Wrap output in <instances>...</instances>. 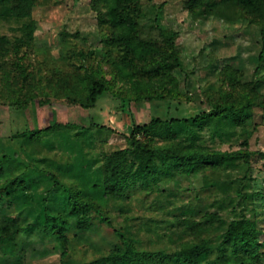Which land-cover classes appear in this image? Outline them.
<instances>
[{
	"label": "rangeland",
	"instance_id": "1",
	"mask_svg": "<svg viewBox=\"0 0 264 264\" xmlns=\"http://www.w3.org/2000/svg\"><path fill=\"white\" fill-rule=\"evenodd\" d=\"M186 1L141 0L140 35L155 41L160 53L170 50L163 31L179 32L183 68L169 75L148 73L142 62L126 58L119 31L101 22L96 10L106 11L105 0H35L22 16L14 12L15 3L0 5V37L6 40L0 48V183L19 174L27 180L25 191L17 188L0 198V225L20 226L14 241L0 245V264H101L102 256L121 245L115 230L142 251L173 252L183 242L205 238L210 247L198 264H212L221 234L242 212L264 230V156L259 153L264 152V59H259L264 8L209 0L191 10ZM93 77L107 85L95 101ZM155 92L166 98H145ZM248 99L254 103L241 123L221 118L189 130L136 129L153 118L192 117L218 103ZM92 121L101 126L87 128ZM55 122L61 124L54 130L15 136ZM134 134L153 146L249 150L251 167L247 172L241 158L235 166L207 165L189 173L165 157L154 175L126 181L123 191L110 194L106 155L130 146ZM128 162L139 164L132 153ZM66 187L96 203L112 224L97 216L81 220L83 211L70 203ZM238 187L250 197L239 198ZM47 205L65 217L63 237L46 229ZM210 213L218 217L201 235L183 222L203 221ZM259 252L258 262H242L228 252L222 264H264V249Z\"/></svg>",
	"mask_w": 264,
	"mask_h": 264
},
{
	"label": "trees",
	"instance_id": "2",
	"mask_svg": "<svg viewBox=\"0 0 264 264\" xmlns=\"http://www.w3.org/2000/svg\"><path fill=\"white\" fill-rule=\"evenodd\" d=\"M96 1V0H95ZM199 1L209 0H187L186 5L191 10H195V4ZM248 8H255L261 6L264 8V1L260 0H236ZM107 9L101 12L100 8H96L99 13L101 22L109 23L115 31H119L120 39L125 47V56L132 61L143 63L142 70L153 73L154 75H169L175 68H183V62L180 56L176 37L179 32L177 30L163 31L166 43L170 50L159 52V47L156 42L143 38L140 33L142 25L139 22V16L142 10L141 0H105ZM15 3L13 7L14 12L18 16L28 14L34 4L35 0H0L1 4ZM261 34L263 38V49L259 55V59H264V25L261 26ZM6 40L0 37V48L5 47ZM149 65L148 69L145 67ZM22 73L27 75L25 68H21ZM232 79L235 82L239 79L237 75H233ZM92 86L90 97L95 101L98 96L105 92L107 89L106 80L103 78H91ZM154 97H166L159 92L148 94L146 99H153ZM252 99L247 102L236 104L234 101L231 103L220 104L211 111H204L192 117H172L169 121H163L160 117L153 118L149 122L144 123L142 126L136 127L137 131H152L158 129L160 126L173 127L176 126L179 130H189L194 125L204 124L211 119L229 118L235 123L243 122L248 116L247 108L253 104ZM89 104H86L88 107ZM61 122H55L48 126H36L35 129H25L22 132H17L16 137H26L34 130H54ZM70 125V124H69ZM71 125L82 127L79 122H74ZM94 126H101L92 121L87 128ZM130 146L122 149L115 150L107 154L105 158V183L106 191L110 194H118L125 188V182L133 179L143 178L148 179L154 175L158 170V160L161 158L169 157L185 171L192 173L201 170L204 166L227 167L235 166L237 159H243L248 165L247 172L250 170V158L254 152L249 150H236V151H223L212 150L204 151L193 149L189 147L177 148L173 146H153L150 143L141 140L137 135H132L129 138ZM134 154L139 160V164L135 167L134 162H128V154ZM264 156V152H259ZM16 154V153H15ZM8 154H6L7 156ZM242 177V180L247 179L248 174ZM55 181L58 184V179ZM17 188L25 191L27 188V180L24 174H19L5 182L0 183V198L2 194L10 191H15ZM69 193L70 203L77 208L82 209L83 214L80 216L81 220L90 221L94 216L100 217L104 222L111 225V220L105 215V212L94 202L81 200L70 188L66 187ZM239 198L247 199L248 194L244 193L240 187L236 189ZM250 197V196H249ZM46 221L45 227L49 232L58 234L60 237L64 236V229L66 219L64 216L54 214L49 205L46 206ZM93 213V214H92ZM218 213H210L203 221L183 219L185 226L199 235L209 229L208 222L211 219L217 218ZM20 226L14 222H6L0 225V245L8 240L14 241ZM115 232L121 238L120 247L102 256L98 261L101 264H119L125 262L127 264H150L159 260H164L166 263L174 260L178 264H198L200 257L205 251L209 249V241L201 238L197 242H183L173 252L164 251H142L134 246L129 239L121 234L118 230ZM202 237V236H201ZM219 252L217 256L211 260L212 264H222L227 258L228 252H231L235 257L239 258L242 262L245 258L259 261L264 249V230H262L256 220L249 218L246 213L242 212L239 218L233 219L226 227V230L221 234L219 241ZM263 251V250H261ZM66 250L63 252L65 254ZM82 264H95L94 262H84Z\"/></svg>",
	"mask_w": 264,
	"mask_h": 264
}]
</instances>
